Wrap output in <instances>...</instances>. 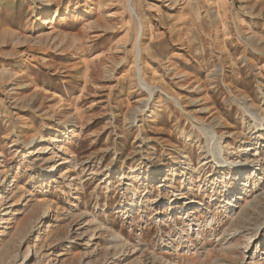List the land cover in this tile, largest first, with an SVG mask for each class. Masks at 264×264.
Returning a JSON list of instances; mask_svg holds the SVG:
<instances>
[{"label":"rangeland","instance_id":"1","mask_svg":"<svg viewBox=\"0 0 264 264\" xmlns=\"http://www.w3.org/2000/svg\"><path fill=\"white\" fill-rule=\"evenodd\" d=\"M245 108L264 0H0V264H264ZM200 123L258 180L229 191Z\"/></svg>","mask_w":264,"mask_h":264},{"label":"bare ground","instance_id":"2","mask_svg":"<svg viewBox=\"0 0 264 264\" xmlns=\"http://www.w3.org/2000/svg\"><path fill=\"white\" fill-rule=\"evenodd\" d=\"M132 10H133L135 16L138 18V15L136 14L135 9H133L131 7V5H129V11L131 12ZM139 31H141V24L139 26ZM137 56H138V52H137ZM136 74H137V77H138V80H139V82H138L139 85L141 86V88L144 89V91L149 96V98H151L152 96H154L156 86L151 85V84H148L144 79H141V77H140L141 70H140L139 67H138V71H137ZM176 103L178 104V102H176ZM178 105H180V104H178ZM245 110L248 111L251 114V116L253 118V121H254V127L257 128L258 131H261V133H263L264 132V119H262L256 113H253V112L249 111L246 108H245ZM198 128H199V130H201L205 134L206 142H207V148L212 153L213 160H215L216 164L219 166L218 168L223 169L224 167H228L229 169L233 170L231 172V176H229V177L224 178V179L221 180V183H223L224 186L229 191L230 190H233V189L235 190L236 186H237L236 189H238V187L241 184L244 185V186H246V184H247V186H248V183H250V179L251 178H254L255 175L257 177L256 170L254 171L253 168H252V171L250 170L251 173H252L251 175L246 174V172H245L246 170L244 171V168H247V165H246L247 163H241L240 161H237V160H232V161L228 162V161H226L223 158V151H224V149L220 146V137H218L216 135L214 129L211 126H208V125H205L203 123H200L198 125ZM227 179L228 180H231L230 181V186H229V182L227 181ZM240 180H242L244 182L243 183H240L239 182V183L236 184V182H238ZM257 180H258V178H256L255 181H257ZM255 181L252 183L253 186H254V188L256 187V182ZM218 183H220V181ZM129 185H131V183H129ZM231 185H232V187H231ZM249 186H250V184H249ZM239 190H244V192H245L246 191V188L243 187V188H241ZM232 196H233V193H231V192L228 193L227 192V197L225 198V201H224L225 202L224 207H225V210H227V212H229L231 209L233 210V209L237 208V205L234 204L235 201L237 200V197H232ZM176 239H177L178 243L181 242L180 237H177ZM115 240H119V237L118 236H115Z\"/></svg>","mask_w":264,"mask_h":264}]
</instances>
